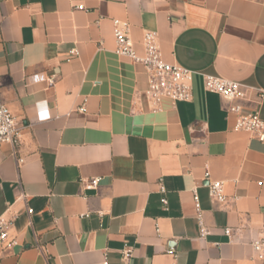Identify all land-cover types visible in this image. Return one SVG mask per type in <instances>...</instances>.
<instances>
[{
    "label": "crops",
    "instance_id": "1",
    "mask_svg": "<svg viewBox=\"0 0 264 264\" xmlns=\"http://www.w3.org/2000/svg\"><path fill=\"white\" fill-rule=\"evenodd\" d=\"M115 18L139 53L157 31L163 59L192 71L191 100L154 109L148 71L114 52ZM204 74L244 84L243 111L264 119V0H0V96L19 131L0 145L18 240L0 264H264V142L233 130Z\"/></svg>",
    "mask_w": 264,
    "mask_h": 264
},
{
    "label": "built area",
    "instance_id": "2",
    "mask_svg": "<svg viewBox=\"0 0 264 264\" xmlns=\"http://www.w3.org/2000/svg\"><path fill=\"white\" fill-rule=\"evenodd\" d=\"M77 8L82 9L83 6L78 5ZM112 22L115 41L114 52L141 64L148 71L149 79L145 96L154 109H159V103L163 98H169L172 101L191 100L192 71L184 66L169 63L163 59L157 31L146 30L143 33L141 40L143 51L139 53L130 35L129 23L118 18L113 19ZM32 80L39 81L44 80V78L40 74H35L32 76ZM53 81L54 78H48L50 84ZM203 84L205 90L218 93L223 99L230 102L226 108V114L227 117L233 119L232 128L234 131L248 132L259 141L264 142V119L259 116L258 111H243L242 100L246 97V86L244 84L214 74H204ZM4 142L12 143L14 146L18 144L19 131L16 127L13 113L0 96V145ZM21 161L19 159V162ZM205 179L207 180L208 195L212 202L222 204L229 200L223 180L210 179L208 170L205 172ZM96 183L97 178L92 179L88 186L94 187ZM160 191L162 193L165 191L162 185L160 186ZM192 191L200 236L203 237L208 234V228L203 220L196 189L194 188ZM161 201L166 204V197L162 196ZM28 213H32V209L28 208ZM12 223L13 220L0 216V243L6 249L12 248L18 242L17 237L10 231ZM158 230L156 225V232ZM225 232L229 234L230 228H226ZM251 246L255 255L264 260V238L253 239ZM123 254L124 258L129 255L128 251H124ZM103 264L107 263L104 262Z\"/></svg>",
    "mask_w": 264,
    "mask_h": 264
}]
</instances>
